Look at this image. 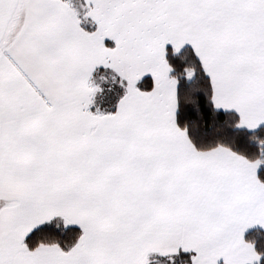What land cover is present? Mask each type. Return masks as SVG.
<instances>
[{"label":"snow or ice","instance_id":"snow-or-ice-1","mask_svg":"<svg viewBox=\"0 0 264 264\" xmlns=\"http://www.w3.org/2000/svg\"><path fill=\"white\" fill-rule=\"evenodd\" d=\"M0 264H264V0H0Z\"/></svg>","mask_w":264,"mask_h":264}]
</instances>
